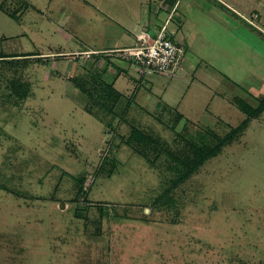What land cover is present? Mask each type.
Here are the masks:
<instances>
[{
	"label": "rangeland",
	"instance_id": "rangeland-1",
	"mask_svg": "<svg viewBox=\"0 0 264 264\" xmlns=\"http://www.w3.org/2000/svg\"><path fill=\"white\" fill-rule=\"evenodd\" d=\"M0 5V55L17 54L0 57V264H264V108L247 116L264 96V19L247 14L263 30L257 44L205 16L183 28L195 56L172 75H140L127 61L138 76L117 79L116 109L126 112L112 129L86 108L75 78L104 67L110 81L117 67L56 52L82 49L84 33L96 41L109 20L99 9L113 0ZM245 119L241 134L174 181L169 150L182 158L184 139L212 143ZM133 123L165 156L149 161L124 142Z\"/></svg>",
	"mask_w": 264,
	"mask_h": 264
},
{
	"label": "crops",
	"instance_id": "crops-1",
	"mask_svg": "<svg viewBox=\"0 0 264 264\" xmlns=\"http://www.w3.org/2000/svg\"><path fill=\"white\" fill-rule=\"evenodd\" d=\"M203 1H207L208 4H204ZM200 2H203V6ZM181 4V0H113L112 10L105 9L104 7L103 9H99L100 14H97V17L100 19L108 18L112 21L110 22L108 20L102 30L98 31L97 35L99 36V41L98 39L96 41L91 40L90 43V39L86 37L84 33L83 38L80 39V44L85 45L82 49L73 48L69 51H58L56 53H59V55L69 52L87 53L85 58H89V55L93 53L95 55V61L96 59L98 60V65L102 63V60L107 61L110 59L112 61L111 65L117 67L116 70L112 71L115 73V77L113 76L110 80L113 81L115 85L121 73L124 75L138 73L134 66L127 63L130 59L127 58L128 60H126L117 56L121 54L118 49L134 44L137 40V36L140 34L147 33L150 36H155L162 25L166 26L169 36L174 41L185 47V57L179 69L183 67L184 63L189 66V60L195 56V50L192 44L185 39L182 30L183 28L185 30L187 28L190 29V27L195 29V27L201 24V18L203 16L206 17L204 20L205 25H207V23L210 25H217L220 29L227 30L229 33L232 32L233 27L240 30L238 32L243 34V39L245 40V42H243L242 37L237 35L240 44H248V41L251 44H257L259 41L263 42V38L260 34L262 30L261 27H259V24L256 23L253 17H248L247 14L248 12L254 14V16H257L255 17L256 20H259L258 16H260V20L264 19V0H187L186 4ZM205 8L206 11H204ZM199 13L200 15L198 16ZM234 14L243 21H245L247 17L251 19H248L249 22L245 21L243 25L242 21ZM247 23H249V25ZM222 40L223 39L219 38V42ZM39 54L41 53H26V55ZM90 59L91 58H89L88 61L91 63L92 61H90ZM98 70L103 71L104 67ZM184 70V72L192 73L190 69L187 70L184 68ZM106 74L107 73L102 72V76ZM145 74H143V76H145ZM152 79L154 81V78Z\"/></svg>",
	"mask_w": 264,
	"mask_h": 264
},
{
	"label": "trees",
	"instance_id": "trees-1",
	"mask_svg": "<svg viewBox=\"0 0 264 264\" xmlns=\"http://www.w3.org/2000/svg\"><path fill=\"white\" fill-rule=\"evenodd\" d=\"M8 55L11 56L17 54L14 53ZM8 55L3 54L0 55V57H7ZM94 72L95 73H93V71H86L87 76L83 78L76 77L75 82L78 86H80V90L83 95L81 97H83L86 108L90 112L93 111L94 114L99 116V118L102 119L109 127L115 129L117 126L115 118L119 117L124 119L125 117V108H123V111L120 110V112H117L116 109V106L119 105L122 98H124V94L115 87L113 81H109L102 77V70L99 71L96 69ZM125 98L127 99L125 105L130 104L131 100L134 99L133 97L129 98L127 96ZM263 108L264 96L259 101L257 107H254L251 111L247 112L248 118L254 117ZM102 116L103 118H101ZM105 116H107L109 119L107 118L105 120ZM247 119H245L241 124L230 128V130H228L223 135L213 133L211 135V137L214 139L212 143H197L188 141L189 139H184L186 142L182 146V158L179 155L178 157L175 151L169 150L168 153L170 159H165L164 163L166 167L176 170L177 174L174 176V181H180L186 178L189 174H191V172L196 170L202 163H204L206 159L217 154L225 143L230 142L233 137L241 134ZM124 142H126L134 152L142 155L149 161H154L156 158H161L159 156L160 152L163 154V156H165L164 154L166 148L164 145H162L160 140L149 134L148 130L145 131L143 128L135 126L134 123L130 125V133ZM154 150H156L157 153H155L152 158H150L149 155H151L150 153H154ZM112 160V163H115L114 159ZM107 161L108 158L106 156L103 157L99 168L103 169ZM80 189L81 185L79 187V190Z\"/></svg>",
	"mask_w": 264,
	"mask_h": 264
},
{
	"label": "built area",
	"instance_id": "built-area-1",
	"mask_svg": "<svg viewBox=\"0 0 264 264\" xmlns=\"http://www.w3.org/2000/svg\"><path fill=\"white\" fill-rule=\"evenodd\" d=\"M118 50L139 66V73L169 75L179 70L186 53L185 47L169 36L165 25L155 36L140 34L134 44Z\"/></svg>",
	"mask_w": 264,
	"mask_h": 264
}]
</instances>
